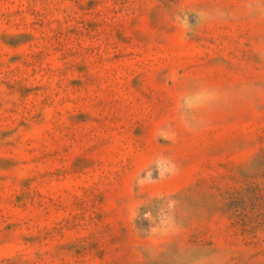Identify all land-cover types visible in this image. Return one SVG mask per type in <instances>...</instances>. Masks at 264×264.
<instances>
[{
  "label": "rangeland",
  "instance_id": "obj_1",
  "mask_svg": "<svg viewBox=\"0 0 264 264\" xmlns=\"http://www.w3.org/2000/svg\"><path fill=\"white\" fill-rule=\"evenodd\" d=\"M0 264H264V0H0Z\"/></svg>",
  "mask_w": 264,
  "mask_h": 264
}]
</instances>
